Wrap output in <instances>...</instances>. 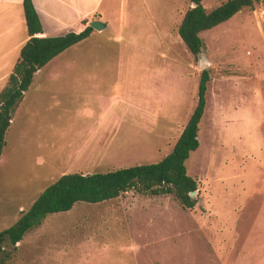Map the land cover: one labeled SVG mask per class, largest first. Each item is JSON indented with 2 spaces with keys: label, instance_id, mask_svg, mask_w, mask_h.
I'll use <instances>...</instances> for the list:
<instances>
[{
  "label": "rangeland",
  "instance_id": "1",
  "mask_svg": "<svg viewBox=\"0 0 264 264\" xmlns=\"http://www.w3.org/2000/svg\"><path fill=\"white\" fill-rule=\"evenodd\" d=\"M223 1L202 3L211 11ZM191 6V0H93L91 16L105 27L67 50L52 71L103 77L95 94L108 111L107 128L85 129L82 138L79 128L72 139L88 138L83 152L64 145L69 136L62 130L56 159H47L43 143L29 141L19 144L21 155L2 153L0 231L64 173L164 158L198 103L207 69L200 145L186 161L198 183L196 205L184 208L171 194L136 189L78 202L49 214L16 245L4 242L0 264H264V0L203 31L198 57L178 32ZM112 132L109 151L90 150Z\"/></svg>",
  "mask_w": 264,
  "mask_h": 264
},
{
  "label": "trees",
  "instance_id": "2",
  "mask_svg": "<svg viewBox=\"0 0 264 264\" xmlns=\"http://www.w3.org/2000/svg\"><path fill=\"white\" fill-rule=\"evenodd\" d=\"M202 1L191 0L192 6L185 12L178 29L184 44L197 57L204 47L200 35L203 31L231 19L242 9H254L259 0H225L211 11L206 10ZM23 8L29 39L21 47L14 69L0 92V156L15 108L30 88L36 72L89 37L94 30L84 19L85 26L79 31L71 29L57 35H46L34 0H23ZM210 78L209 71L204 69L199 83L198 103L173 149L164 158L154 163L106 172L62 174L39 194L28 209L21 212L12 226L0 231V250L7 240L13 245L21 242L24 235L40 225L49 214L69 211L78 202L108 201L132 189L154 196L171 194L184 208H193L197 200L190 193L197 191L198 183L188 174L186 161L200 145L199 125L205 112Z\"/></svg>",
  "mask_w": 264,
  "mask_h": 264
},
{
  "label": "crops",
  "instance_id": "3",
  "mask_svg": "<svg viewBox=\"0 0 264 264\" xmlns=\"http://www.w3.org/2000/svg\"><path fill=\"white\" fill-rule=\"evenodd\" d=\"M71 1L34 0L42 21L44 34L57 35L71 29L79 31L85 26L84 19L89 22L92 20L103 21L91 16L94 11L93 0H74V6L68 4V2L73 3ZM97 32L99 31L94 29L89 37L72 47L93 40L97 36L95 35ZM28 39L23 0H0V92L14 69L21 47ZM72 47L67 50H72ZM67 50L36 72L30 88L15 108L12 123L6 132L3 153L12 152L15 154L16 151L17 155H21L18 153L19 144H21L20 148H23L25 142L29 141L30 143H43L44 150L52 155L47 156V159H56V153L61 150L62 130L63 134L69 136L64 145L79 147L83 152L89 144L88 138L79 141L73 140L72 136L77 135V130L83 129L82 138L85 129L90 128L92 131H96L102 126L107 128L108 111L103 110L100 97L95 94L99 88H103L101 87L102 83L95 81L103 80V77L90 72L52 71V64ZM59 80H68L69 82L61 85L57 82ZM113 132L109 134L108 138L105 133L107 139L104 142L98 140L95 142L97 148H90V150L102 151V146H107L105 151H109L110 136L113 135ZM10 145L11 148H9ZM40 162L44 165L45 159L41 158Z\"/></svg>",
  "mask_w": 264,
  "mask_h": 264
},
{
  "label": "water",
  "instance_id": "4",
  "mask_svg": "<svg viewBox=\"0 0 264 264\" xmlns=\"http://www.w3.org/2000/svg\"><path fill=\"white\" fill-rule=\"evenodd\" d=\"M194 5L195 4L193 3V6ZM89 24L96 30H100V29L105 27V23H103L100 20H92V21L89 22ZM190 194L195 197L196 191H193Z\"/></svg>",
  "mask_w": 264,
  "mask_h": 264
}]
</instances>
